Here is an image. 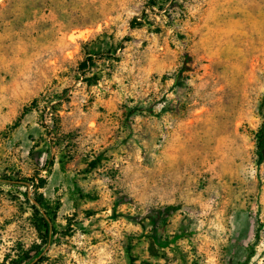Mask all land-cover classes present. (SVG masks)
Here are the masks:
<instances>
[{
	"label": "rangeland",
	"instance_id": "1",
	"mask_svg": "<svg viewBox=\"0 0 264 264\" xmlns=\"http://www.w3.org/2000/svg\"><path fill=\"white\" fill-rule=\"evenodd\" d=\"M263 119L264 0H0V264H264Z\"/></svg>",
	"mask_w": 264,
	"mask_h": 264
},
{
	"label": "trees",
	"instance_id": "2",
	"mask_svg": "<svg viewBox=\"0 0 264 264\" xmlns=\"http://www.w3.org/2000/svg\"><path fill=\"white\" fill-rule=\"evenodd\" d=\"M192 59V56L189 52L185 53V62H188ZM91 60L90 62H92V57H90ZM82 70H86L87 68V62L83 61L81 63ZM257 150L259 153V158L260 160L264 159V119L257 131ZM3 180L6 181L7 183L10 184H21V185H25L26 187L29 186H33L36 189H40L45 187L47 180L45 178H39V177H23L21 179L18 178H14L10 175H5L3 177ZM36 180H38L36 182ZM28 196V193H27ZM28 198L30 199V197L28 196ZM34 203H33V207L35 208V210H37L38 212H41L40 209H38L41 205H42V193L39 194V198L38 197H34L33 198ZM174 206H169V209H174ZM42 220L44 222V225L46 226V238L49 239L48 242H51V240L54 238L56 231L53 229L52 225H50V220L48 217L44 216V214L42 215ZM155 220L153 219L152 222H154ZM43 259V257H40L39 259H37V262H40ZM16 262L14 260H12L9 263H3V264H15ZM27 264H31L30 262ZM32 264H36V263H32Z\"/></svg>",
	"mask_w": 264,
	"mask_h": 264
}]
</instances>
